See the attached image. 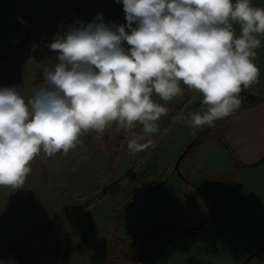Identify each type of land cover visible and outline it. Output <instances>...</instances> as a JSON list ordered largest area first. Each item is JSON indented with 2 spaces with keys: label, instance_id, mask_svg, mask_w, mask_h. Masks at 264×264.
Masks as SVG:
<instances>
[{
  "label": "rangeland",
  "instance_id": "374dc122",
  "mask_svg": "<svg viewBox=\"0 0 264 264\" xmlns=\"http://www.w3.org/2000/svg\"><path fill=\"white\" fill-rule=\"evenodd\" d=\"M98 13L126 23L115 0H0V55L8 56L0 87L16 86L27 100L43 86L42 65L57 62L47 47L53 35ZM257 38V82L214 128L188 126V113L207 105L181 83L184 94L171 101L153 94L169 113L145 151L127 147L139 124L125 131L114 122L102 137L81 133L67 155L41 150L23 188L0 186V264H105V256L110 264H264V100L254 97L264 96V35ZM195 136L180 173L176 160Z\"/></svg>",
  "mask_w": 264,
  "mask_h": 264
},
{
  "label": "clouds",
  "instance_id": "9594fccd",
  "mask_svg": "<svg viewBox=\"0 0 264 264\" xmlns=\"http://www.w3.org/2000/svg\"><path fill=\"white\" fill-rule=\"evenodd\" d=\"M115 2L125 24L106 23L98 13L53 35L47 47L57 62L42 65L43 86L27 100L16 86L0 87V186L23 188L41 150L67 155L81 133L99 138L114 122L125 131L139 124L127 147L145 151L152 144L146 137L169 113L153 94L171 101L184 94L181 83L202 94L206 111L187 118L195 134L235 114L242 91L257 82L264 8L251 0Z\"/></svg>",
  "mask_w": 264,
  "mask_h": 264
},
{
  "label": "water",
  "instance_id": "95a60500",
  "mask_svg": "<svg viewBox=\"0 0 264 264\" xmlns=\"http://www.w3.org/2000/svg\"><path fill=\"white\" fill-rule=\"evenodd\" d=\"M7 58H8L7 55H0V63H1L3 60L7 59ZM254 97L257 98V99H259V100H264V96L254 95ZM197 138H198V136H195V137H194V138H193V139L187 144V146H186L185 149L182 151V153L178 156V158H177V160H176V165H175L176 170H177L178 172L181 173V168H180L181 162H182L183 158H184V157L188 154V152L191 150V148L194 146V144H195ZM261 161H262V160H261ZM261 161L257 162L256 164H259ZM205 223H206V220H205L203 223H201L200 225H198L197 227H189L188 229H189V230L197 229V228H199V227H202ZM263 248H264V247H263ZM263 248H260V250L263 249ZM144 250H145V249H144V247H143V253H144Z\"/></svg>",
  "mask_w": 264,
  "mask_h": 264
},
{
  "label": "trees",
  "instance_id": "16d2710c",
  "mask_svg": "<svg viewBox=\"0 0 264 264\" xmlns=\"http://www.w3.org/2000/svg\"><path fill=\"white\" fill-rule=\"evenodd\" d=\"M107 252V251H106ZM143 261H142V263L141 264H144V259H142ZM105 264H110V262L109 261H107L106 259H105Z\"/></svg>",
  "mask_w": 264,
  "mask_h": 264
},
{
  "label": "crops",
  "instance_id": "0c3cea01",
  "mask_svg": "<svg viewBox=\"0 0 264 264\" xmlns=\"http://www.w3.org/2000/svg\"><path fill=\"white\" fill-rule=\"evenodd\" d=\"M207 221V220H206ZM105 255H106V252H105ZM105 259H106V256H105Z\"/></svg>",
  "mask_w": 264,
  "mask_h": 264
}]
</instances>
